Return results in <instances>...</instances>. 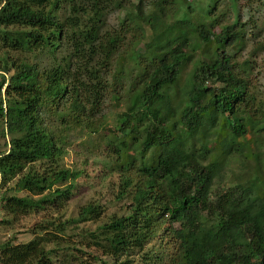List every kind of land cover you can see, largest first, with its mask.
I'll return each instance as SVG.
<instances>
[{
  "label": "trees",
  "instance_id": "16d2710c",
  "mask_svg": "<svg viewBox=\"0 0 264 264\" xmlns=\"http://www.w3.org/2000/svg\"><path fill=\"white\" fill-rule=\"evenodd\" d=\"M64 1L73 0H0V48L5 50L0 55V185L15 180L17 191L39 195H7L8 189L0 195L4 210L26 213L63 205L80 171L51 169L48 182L35 164L56 162L64 154L66 129L108 131L105 150L115 156L121 174L119 197L127 195L130 205L126 213L109 215L83 236L98 242L112 259L109 264H133L129 254L143 253L151 240L158 241L157 249L141 257L150 264H264V178L258 166L253 179L248 175L227 186H213L231 150L243 151L245 141L251 143L247 134L260 136L264 125V98L255 102L244 71L236 67L235 53L223 47L237 41L241 32L230 26L216 30L207 22L215 2L207 4L195 25L188 8L174 25L160 28L169 0L153 1L157 16L143 12L140 0L134 16L147 21L153 33L140 53L129 51L138 29L125 39L132 14L119 29L101 32V0H87L80 8L83 16L71 9L59 19L55 12ZM64 35L71 60L63 56L40 67L11 53L50 51ZM196 39L204 46L212 39L217 47L212 52L203 49L201 57L194 58L200 47ZM127 55L144 69L139 80L129 82L125 105L112 125L102 117V107L108 95L121 106L113 83L119 80L124 89ZM190 61L193 67L180 90V75ZM222 117L228 127L222 123L216 129ZM202 125L215 133L213 149L207 139L196 141ZM65 180L70 183L52 187ZM102 212L98 205L87 204L75 218L35 226L43 234L27 242H2L0 264H60L57 243L68 226L98 220ZM49 241L55 246L47 248Z\"/></svg>",
  "mask_w": 264,
  "mask_h": 264
},
{
  "label": "rangeland",
  "instance_id": "374dc122",
  "mask_svg": "<svg viewBox=\"0 0 264 264\" xmlns=\"http://www.w3.org/2000/svg\"><path fill=\"white\" fill-rule=\"evenodd\" d=\"M140 0H101L104 7L105 16L101 26V32L109 30H117L127 14H132V22H129V29L125 33L126 41L135 34L134 29H138V37L134 41L130 50L142 52L145 44L152 39L153 33L150 24L147 21H140L134 15L136 5ZM142 10L146 14L150 11L156 14L157 10L153 6L154 0H141ZM215 2L211 18L207 21L212 23L214 29L220 30L224 26H230L232 31H238L241 35L232 45L224 43V49L232 54L235 53L234 61L236 67L244 71L246 80L249 83V89L254 94L255 102H259L264 98V0H169L164 4L163 14L159 18L158 27L164 25H174V23L182 18L183 13L190 8L189 17L192 24L200 22V18L205 15V8L208 3ZM120 3V4H119ZM88 4L87 0H73L71 2H63L62 7L55 13L59 19L69 15L71 9L78 11L79 16L84 15V11L80 8ZM136 27V28H135ZM71 31L68 32L70 35ZM68 37V36H67ZM195 37V36H194ZM197 40V39H196ZM198 41V40H197ZM199 42V41H198ZM200 43V47L193 53L194 58H200L203 49L212 52L215 50L216 43L211 39L204 46ZM208 47V48H207ZM0 48V55L4 52ZM11 53L19 55L23 60L30 63H36L40 67H46L65 56L67 59H73L71 54L70 41L65 37L57 48L50 51H33L22 53ZM97 60L98 55L93 57ZM204 58V57H203ZM86 60V59H85ZM124 77H121L124 89L120 90L119 80H115L113 85L117 94L120 95V107L113 104L110 95H108L102 107V117L109 124H116L117 112L122 110L127 99V88L129 82L139 80L143 73V66L138 63L131 55H127L124 60ZM193 67V61L186 64L179 78L178 88L182 90L185 86V80ZM108 69V78L112 80L114 68L113 64ZM143 68V69H142ZM2 73V72H1ZM6 75V74H5ZM219 86V84H215ZM3 95V92H1ZM205 99V96H203ZM225 124L228 127L226 117L217 121L216 129L219 125ZM251 124H247V126ZM252 127V126H251ZM209 128L201 126L198 130L196 141L203 139L208 140V147H215V133L209 132ZM67 145L64 147L65 152L56 162L44 161L37 162L36 168L46 173L48 182L51 181V169L67 168L69 170L80 171V175L73 183L70 198L63 205H46V207L32 210L29 212L16 211L15 213H7L3 208V202H0V244L4 241H10L12 244L24 243L36 235L43 232L38 231L35 226L51 220H64L71 217H77L82 206L87 204L98 205L102 214L98 220H89L83 222L71 223L63 238L58 240L59 252L57 262L61 261L66 264H109L112 259L109 255L103 253L98 246V242H94L91 238H84L83 233L93 231L96 227L106 221L109 215H121L126 213L130 198L126 196L119 197L121 188V174L117 170L115 156L105 150L107 138H110L108 131L99 133H90L87 130L66 129L64 130ZM252 133V132H251ZM247 134L251 143L245 141L243 151L233 148L226 157V164L219 175L214 179L213 186H227L238 181L239 178L248 176L254 178L255 166H258L261 177L264 178V125L261 128L260 136L256 134ZM243 138H240L242 140ZM255 139V140H254ZM0 143L3 141L0 140ZM254 147V150H252ZM209 159V156H206ZM58 171V170H57ZM15 180L9 181L4 186L0 185V195L7 191V195H30L34 199L39 195H31L25 190L17 191L14 188ZM70 180L59 181L52 187H64L68 185ZM259 202L258 199H256ZM5 221V222H3ZM36 230H35V229ZM158 241L151 240L145 244L144 252L149 254L159 245ZM55 246L53 242H47L46 247ZM151 251V252H150ZM141 252H131L129 259L133 264H150L149 261L141 258L144 254Z\"/></svg>",
  "mask_w": 264,
  "mask_h": 264
}]
</instances>
